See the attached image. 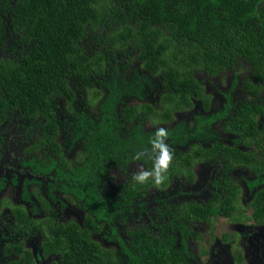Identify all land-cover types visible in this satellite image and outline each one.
<instances>
[{
	"label": "trees",
	"instance_id": "1",
	"mask_svg": "<svg viewBox=\"0 0 264 264\" xmlns=\"http://www.w3.org/2000/svg\"><path fill=\"white\" fill-rule=\"evenodd\" d=\"M261 1L0 0V89L3 90L0 97V121L5 120L11 110L38 119L48 139L52 141L53 154L46 153L42 159H50L52 166L61 169L70 166L62 155L60 143L56 141L69 128L56 114L57 100L51 101L50 97L57 95L72 103L84 87L88 94V110L80 109L77 118L88 124L84 126L85 129L89 132L94 130L102 137L98 127L93 124L96 115L90 111L101 97L106 99V107L114 115L115 124L124 127L115 134L112 132L109 140L112 146L110 166L121 163L119 160L131 163L129 159L137 156L132 161H138L151 173L156 160L155 151L159 155V149L145 142L150 134L142 133L143 126L150 118L159 123H167L164 113L154 111L145 103L140 106L129 105V91L116 93L99 78L113 76L114 81L123 84L125 79L120 74L126 65L119 63L120 59L127 56V50L137 49L140 51L138 58L144 67L148 71H153V68L154 71L163 69L175 90L179 86L185 88L187 84H196L190 76L183 78L185 69L194 65L198 68L217 66L219 60L230 62L236 53L251 55L260 64L259 74L264 79V37L257 36L256 28L249 27L254 17L258 20L261 15V34L264 31V3L260 10L257 9ZM86 44H101L100 51L88 54ZM141 91L142 87H139L138 92ZM189 95L182 96L188 99ZM171 98L167 96L168 101ZM81 99L84 101V98ZM119 108L120 111L116 112ZM247 116L248 112H245L232 118L224 128L237 133H249L244 124ZM197 127L202 130V123L199 122ZM101 131L109 134V129L103 128ZM141 141L143 144L138 145ZM45 144L49 146L46 141ZM222 147L224 149L221 150L219 143L211 144L210 148L200 149L197 146L194 152H198L200 157H212L214 162L223 158L222 181L226 188L222 189L229 190L233 197H237L238 190L233 187L229 174L239 160V163L251 166L254 156L252 152L235 150L233 153L227 146ZM260 153L264 157L263 150ZM173 156L169 152L166 167L161 173L163 178L159 182H156L152 174L143 181L136 179L137 174L131 175L127 195L132 198L151 187L164 190L179 173L189 177L193 175L189 160L183 166ZM90 157L91 154L86 153L81 159L85 161ZM95 161L92 158L86 162V170L83 167L76 171L79 174L76 177L81 176V180H78L84 185L82 199L88 205L87 210L100 199L97 185L102 184L104 176L110 174L108 167L103 166L100 171L95 168ZM61 169H57L55 178ZM256 169L264 170V163L258 162ZM258 197L256 205L259 206L264 201V190ZM175 208L178 211L167 223L161 225L159 235L150 234L146 228L131 232L133 243L127 250L130 264H187L191 252L186 237L192 232L184 221L195 218L213 223L219 217L231 218L236 205L234 199L220 198L209 200L205 205L191 201ZM22 215L26 216L25 213ZM261 215L256 213V219H262ZM87 216L82 224L72 219H47L48 237L44 250L61 252L64 264L113 262L116 257L114 251L103 248L94 239V235L101 234L102 230ZM30 224L34 222L28 218L26 228ZM176 233L182 236L180 245H177L179 238L175 236ZM195 239L198 241L201 237L196 235Z\"/></svg>",
	"mask_w": 264,
	"mask_h": 264
},
{
	"label": "flooded vegetation",
	"instance_id": "2",
	"mask_svg": "<svg viewBox=\"0 0 264 264\" xmlns=\"http://www.w3.org/2000/svg\"><path fill=\"white\" fill-rule=\"evenodd\" d=\"M263 1L258 4V10L263 6ZM261 21V15L258 20L254 17L249 27L256 28V35L264 37V31L261 34L260 29ZM100 46L86 44V53L100 51ZM139 54L137 49H129L126 51L127 56L120 59L119 63L126 65L120 74L125 79L123 84L114 81L113 76L107 78L108 75L99 80H103L104 85L113 88L116 93L129 91V105L140 106L145 103L154 111L164 113L167 123H159L150 118L143 126L142 133L150 134L145 142L150 146L156 131L163 128L167 135L163 141L168 153L174 155L179 165L185 166V161L189 160L193 175L189 177L179 173L164 190L151 187L129 197L127 191L131 185L130 176L147 170L138 161H132L137 156L129 159L131 163L119 160L121 163L110 166L112 146L109 140L112 132L115 134L124 127L115 124L114 115L106 107V99L101 97L90 111L96 115L93 124L98 127L102 137L94 130H86L84 126L88 124L77 118L80 109L88 110V94L84 87L72 103L57 95L50 97L51 101L57 100L56 114L69 128L68 132H62L56 139L61 145L59 148L62 155L70 164L62 169L52 166L50 159H42L46 153H53L52 141L48 139L41 121L22 116L18 110H11L8 117L0 121V264H64L61 252H47L43 248L48 237L46 220L72 219L82 224L86 215L102 230L101 234L94 235V239L103 248L114 251L115 260L107 264H130L127 250L133 243L132 231L146 228L150 234L159 235L161 225L167 223L178 211L176 206L191 201L205 205L209 200L220 198L234 199L236 209L231 218L219 217L213 223L192 217L193 220L184 221L192 232L186 237L191 252L187 264H211V260L221 252L220 244L227 248L232 264H247L246 252L237 244V232L225 231L217 236L216 231L206 230L203 239L198 236L202 241L198 242L195 237L198 228L206 225L214 227L219 222L264 224V201L256 205L259 193L264 190V170L256 169L258 162L264 163L260 153V150L264 152V79L259 74L260 64L251 55L236 53L230 62L219 60L217 66L198 68L194 65L183 71V78L190 76L196 84H187L185 88L179 86L181 89L175 90L168 82L164 70L154 71L153 68V71H148L139 60ZM139 87H142L141 92H138ZM1 94L3 90L0 89V97ZM184 94H190L188 99L183 98ZM167 96H172L170 101ZM119 111L120 108L116 110ZM245 112H248V116L244 124L249 133H237L224 128L232 118ZM199 122L202 123V130L197 127ZM126 127L129 128L127 124ZM103 128L109 129V134L101 131ZM215 143H219L221 150L224 149L222 146H227L233 153L235 150L252 152L254 156L251 166L239 163V160L229 174L233 187L238 190L237 197H233L229 190L222 189L226 188L222 181L223 158L214 162L212 157H200L198 152H194L197 146L200 149L210 148ZM37 144H40L38 148ZM141 144L143 141L138 145ZM17 148V160L14 161L12 154L17 153ZM155 152L157 158L159 155L157 150ZM86 153H90L91 157L83 161L81 156ZM238 157L244 158L241 155ZM92 158L96 159L93 165L95 168L100 171L103 166L108 167L110 174L104 176L102 184L97 185L100 199L87 210L88 205L82 199L84 185L79 181L81 176L76 177L79 175L76 171L83 167L86 170L88 166L85 164ZM214 167L217 169L214 170ZM57 169H61V173L55 178ZM197 169H204L207 173L201 195L188 186L196 182ZM14 188H17L14 191L17 195L12 192ZM241 196L246 203L244 208L241 206ZM247 211L251 212L248 217L244 215ZM68 213L71 214L70 219ZM256 213L263 214L262 219H256ZM28 218L34 224L26 228ZM175 236L179 238L177 245H180L181 234L176 233ZM194 247L198 251L195 252ZM138 252L140 254L139 249Z\"/></svg>",
	"mask_w": 264,
	"mask_h": 264
},
{
	"label": "rangeland",
	"instance_id": "3",
	"mask_svg": "<svg viewBox=\"0 0 264 264\" xmlns=\"http://www.w3.org/2000/svg\"><path fill=\"white\" fill-rule=\"evenodd\" d=\"M17 155H18V148H17V153L12 154V158L14 159V161L17 160ZM216 169L217 167H214V170ZM196 175H197L196 182L193 185L188 184V186L196 190L198 194L201 195L203 192L202 189L205 186V180L207 177V173L206 171H204V169H200V170L197 169ZM177 182H182V181H177ZM16 190L17 188H14L12 192ZM13 194L17 195V193L15 192ZM242 196H241L240 201H241L242 208H244L246 203L245 201L242 200ZM244 215L248 217L251 215V212L247 211V213H245ZM67 217L68 219H70L71 214L68 213ZM206 230L213 231V232L216 231L217 236H220L225 231L237 232V234L239 235L237 244L241 245L244 251L246 252V258H247L246 263L247 264H264V224L263 225H253L247 222H242L238 224L230 223V222H223V224H221L219 222L218 224H215L214 227H209L206 225V226H203L202 228H198V236H201L203 239L205 236L204 232ZM194 249H195V252L198 251L196 250L195 247ZM220 250L221 252H219L215 256L214 260L213 261L211 260V264L212 263L213 264H232L231 259H229L230 254L227 248L220 244Z\"/></svg>",
	"mask_w": 264,
	"mask_h": 264
},
{
	"label": "clouds",
	"instance_id": "4",
	"mask_svg": "<svg viewBox=\"0 0 264 264\" xmlns=\"http://www.w3.org/2000/svg\"><path fill=\"white\" fill-rule=\"evenodd\" d=\"M166 135L163 128H160L156 131L155 139L151 140V143L155 149H159V156L156 158L154 163V168L151 173L144 171L136 175V179L143 181L149 174H152L156 180L159 182L163 177L161 173L166 167V161L168 159L169 153L167 145L163 142V137Z\"/></svg>",
	"mask_w": 264,
	"mask_h": 264
},
{
	"label": "water",
	"instance_id": "5",
	"mask_svg": "<svg viewBox=\"0 0 264 264\" xmlns=\"http://www.w3.org/2000/svg\"><path fill=\"white\" fill-rule=\"evenodd\" d=\"M263 3H264V1H263ZM263 3H262V4H263ZM262 4H261V5H262ZM261 5H260V6H261Z\"/></svg>",
	"mask_w": 264,
	"mask_h": 264
}]
</instances>
